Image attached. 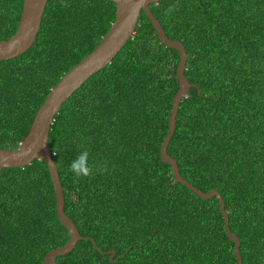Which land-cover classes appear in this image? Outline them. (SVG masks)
<instances>
[{
  "label": "trees",
  "instance_id": "trees-1",
  "mask_svg": "<svg viewBox=\"0 0 264 264\" xmlns=\"http://www.w3.org/2000/svg\"><path fill=\"white\" fill-rule=\"evenodd\" d=\"M23 5L0 0V40L16 33ZM116 8L49 0L32 47L0 60V147H19L52 87L109 32ZM151 9L186 47L185 74L196 84L168 152L186 180L222 194L243 264H264V0H162ZM179 59L142 11L121 52L56 115L49 146L65 211L86 237L57 264H238L219 199L177 182L160 153ZM82 150L93 172L76 178L68 165ZM69 239L47 163L3 168L0 264H40Z\"/></svg>",
  "mask_w": 264,
  "mask_h": 264
},
{
  "label": "water",
  "instance_id": "water-1",
  "mask_svg": "<svg viewBox=\"0 0 264 264\" xmlns=\"http://www.w3.org/2000/svg\"><path fill=\"white\" fill-rule=\"evenodd\" d=\"M116 5V18L109 32L101 43L78 64L72 67L59 82L52 87L47 99L38 109L29 132L21 141L18 148L0 147V171L3 168L25 167L36 159L44 160L51 176V181L56 194V211L60 221L70 232L69 241L60 247L48 252L40 264H57V257L71 252L83 237L70 216L65 211V196L58 166L49 146L50 133L56 115L65 102L79 89L90 77L106 67L125 45L134 36L142 11L149 17L161 41L176 49L180 54L177 68L179 90L173 99L169 119V131L162 143L160 153L164 162L172 167V172L177 182L183 183L203 199L217 197L221 205V212L225 220V230L229 238L235 242V252L238 264H243L241 255V240L231 231L229 214L222 194L217 189L205 192L186 180L178 165V161L169 154L168 146L175 134L176 121L183 98L188 96L196 84L189 81L185 74L188 52L184 44L178 39L170 38L162 23L154 15L151 4L162 0H112ZM49 0H24L23 11L16 33L9 39L0 40V60H8L21 56L35 43L42 24L43 16ZM108 251L106 253H110ZM115 256V252L112 254Z\"/></svg>",
  "mask_w": 264,
  "mask_h": 264
},
{
  "label": "clouds",
  "instance_id": "clouds-1",
  "mask_svg": "<svg viewBox=\"0 0 264 264\" xmlns=\"http://www.w3.org/2000/svg\"><path fill=\"white\" fill-rule=\"evenodd\" d=\"M69 171L76 177H87L93 172L92 162L87 150L80 151L69 163Z\"/></svg>",
  "mask_w": 264,
  "mask_h": 264
}]
</instances>
